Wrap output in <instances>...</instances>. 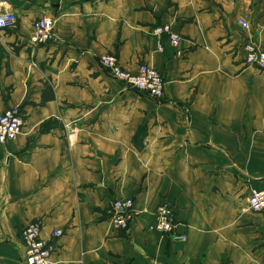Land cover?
<instances>
[{
	"label": "crops",
	"instance_id": "obj_1",
	"mask_svg": "<svg viewBox=\"0 0 264 264\" xmlns=\"http://www.w3.org/2000/svg\"><path fill=\"white\" fill-rule=\"evenodd\" d=\"M0 12L17 19L0 32V113L25 121L0 145V264H26L19 234L34 220L51 264H264L247 208L264 190V71L244 64L245 44L264 51V0H0ZM42 17L56 40L33 46ZM163 25L178 47L154 34ZM105 53L162 73L163 97L109 77ZM115 199L133 201L124 232ZM164 200L184 240L154 229Z\"/></svg>",
	"mask_w": 264,
	"mask_h": 264
},
{
	"label": "built area",
	"instance_id": "obj_2",
	"mask_svg": "<svg viewBox=\"0 0 264 264\" xmlns=\"http://www.w3.org/2000/svg\"><path fill=\"white\" fill-rule=\"evenodd\" d=\"M17 19L11 12H0V32L15 27ZM242 30L249 28V23L244 18L238 20ZM158 36L166 35L173 47H178L180 36L171 31L167 25L154 29ZM56 40V33L51 19L42 17L37 19L29 36V43L33 46L46 45ZM244 63L259 71H264V51L254 43L245 44ZM100 68L112 79L123 83L129 89H134L147 97L159 100L164 95L165 77L154 68L141 64L136 73L125 70L117 57L112 53H105L98 57ZM25 126L24 116L20 109L12 107L0 113V145L14 141L23 133ZM247 208L250 212L261 216L264 224V190H252L247 199ZM108 218L117 231H127L133 219V201L131 199H115L107 211ZM154 229L173 239H185V236H177L174 232V213L171 203L167 200L157 205L154 211ZM42 223L32 221L24 225L20 230V241L25 250L26 264H51L50 256L54 246L50 240L41 238ZM61 230L54 231L53 238H59Z\"/></svg>",
	"mask_w": 264,
	"mask_h": 264
},
{
	"label": "rangeland",
	"instance_id": "obj_3",
	"mask_svg": "<svg viewBox=\"0 0 264 264\" xmlns=\"http://www.w3.org/2000/svg\"><path fill=\"white\" fill-rule=\"evenodd\" d=\"M245 64V63H244ZM246 66H248L247 64H245ZM118 82V81H117ZM120 83V82H119ZM121 84H123V83H121ZM124 85V84H123ZM125 86V85H124ZM126 87V86H125ZM128 88V87H127ZM129 89V88H128ZM129 90H132V91H134V92H136V93H139V94H141V95H143L141 92H139V91H137V90H134V89H129ZM264 124V123H263ZM263 133H264V130H263ZM250 139H248V141H249ZM263 140V139H262ZM262 142H264V140L262 141ZM263 150H264V144H263ZM252 191V190H251ZM251 191H250V193H251ZM258 218H260L258 215H256ZM34 221H38V220H34Z\"/></svg>",
	"mask_w": 264,
	"mask_h": 264
}]
</instances>
